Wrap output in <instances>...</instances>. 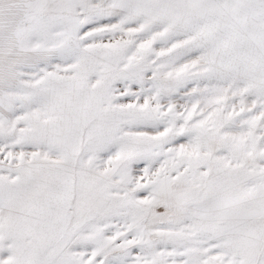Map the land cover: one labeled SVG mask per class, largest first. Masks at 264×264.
<instances>
[{
	"label": "snow or ice",
	"instance_id": "obj_1",
	"mask_svg": "<svg viewBox=\"0 0 264 264\" xmlns=\"http://www.w3.org/2000/svg\"><path fill=\"white\" fill-rule=\"evenodd\" d=\"M0 264H264V0H0Z\"/></svg>",
	"mask_w": 264,
	"mask_h": 264
}]
</instances>
